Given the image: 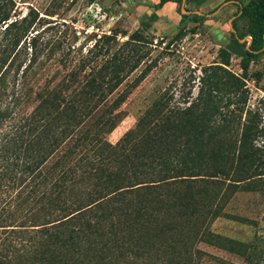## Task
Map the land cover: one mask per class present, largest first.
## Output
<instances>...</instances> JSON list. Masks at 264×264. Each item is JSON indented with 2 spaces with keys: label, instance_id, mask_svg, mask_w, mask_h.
Here are the masks:
<instances>
[{
  "label": "trees",
  "instance_id": "trees-1",
  "mask_svg": "<svg viewBox=\"0 0 264 264\" xmlns=\"http://www.w3.org/2000/svg\"><path fill=\"white\" fill-rule=\"evenodd\" d=\"M10 3L0 0V264H236L201 245L234 251L211 225L264 184V130L244 83L264 56V0L238 7L245 31L201 68L196 95L162 92L116 145L107 136L128 91L111 96L140 65L142 38L102 34L72 64L42 31L28 36L35 16L9 20ZM232 54L242 75L226 67ZM56 62L72 65L46 69Z\"/></svg>",
  "mask_w": 264,
  "mask_h": 264
},
{
  "label": "rangeland",
  "instance_id": "rangeland-1",
  "mask_svg": "<svg viewBox=\"0 0 264 264\" xmlns=\"http://www.w3.org/2000/svg\"><path fill=\"white\" fill-rule=\"evenodd\" d=\"M102 1L11 0L9 20L21 21L25 15H28L26 18L35 16L28 36L42 31L39 42L54 48L57 56L67 53L73 59L72 64L80 52L84 53L102 34H115L118 43L128 40L132 34L142 38L143 41L136 43L144 53L140 65L111 96L128 91L120 107L125 116L107 136L113 145L162 92H174V98L181 99L192 88L196 95L201 68L219 61L218 41L233 37L232 29L239 34L246 28L244 18H239L235 24L231 18L247 0H236L237 3L233 0H167L157 10L155 7L160 0H111L106 5ZM153 12L157 17L152 25L146 26L144 20ZM195 14L199 17L195 18ZM244 41L250 43L248 34L239 39L241 43ZM71 65L64 67L63 63L56 62L46 69L65 72ZM226 67L242 75L240 57L236 54L231 55ZM140 74L143 76L138 81ZM244 83L248 90L246 106L252 113L256 111L259 126L264 130L263 55L252 59ZM261 140H264L262 136L258 138V145L262 144ZM225 210V215L215 219L211 229L236 240L239 245L234 251L201 246L226 262L264 264V184L254 191H238Z\"/></svg>",
  "mask_w": 264,
  "mask_h": 264
},
{
  "label": "water",
  "instance_id": "water-1",
  "mask_svg": "<svg viewBox=\"0 0 264 264\" xmlns=\"http://www.w3.org/2000/svg\"><path fill=\"white\" fill-rule=\"evenodd\" d=\"M111 0H103L102 1V3L104 4V5H106V4H108L109 2H110ZM233 2H236L235 0H233ZM223 5V4H222ZM235 16L236 15H234L232 18H231V20H233L234 18H235ZM232 31L234 32V33H236V31H235V29H232ZM227 39L226 38H224L223 40H220V41H218V44L220 45V46H225L226 45V43H227ZM249 44V43H248ZM247 44V45H248Z\"/></svg>",
  "mask_w": 264,
  "mask_h": 264
},
{
  "label": "flooded vegetation",
  "instance_id": "flooded-vegetation-1",
  "mask_svg": "<svg viewBox=\"0 0 264 264\" xmlns=\"http://www.w3.org/2000/svg\"><path fill=\"white\" fill-rule=\"evenodd\" d=\"M235 1H236V0H235ZM234 3H237V1L234 2ZM237 15H238V14H237ZM237 15L235 16V18L237 17ZM235 18H234V19H235ZM234 19H233V20H234ZM232 32H233V31H232ZM233 33H234V32H233ZM235 34H236V33H235ZM225 38H226V37H225ZM226 39L228 40V41H227V43H228L229 41H231L232 37H231V38H226ZM227 43H226V44H227Z\"/></svg>",
  "mask_w": 264,
  "mask_h": 264
}]
</instances>
